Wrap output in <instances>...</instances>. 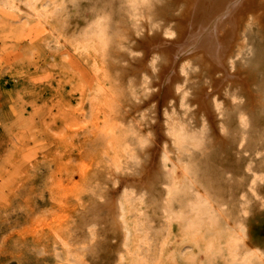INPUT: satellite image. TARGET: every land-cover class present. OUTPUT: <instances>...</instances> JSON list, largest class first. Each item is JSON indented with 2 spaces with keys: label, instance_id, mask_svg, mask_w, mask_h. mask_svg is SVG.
<instances>
[{
  "label": "rangeland",
  "instance_id": "obj_1",
  "mask_svg": "<svg viewBox=\"0 0 264 264\" xmlns=\"http://www.w3.org/2000/svg\"><path fill=\"white\" fill-rule=\"evenodd\" d=\"M181 1L0 0V264H264V76H258L264 75V61L246 65V55L237 62L233 70L242 67L247 75L253 71L249 83L253 87L236 83L228 92L213 90V75L194 63L188 74L178 71L181 89L173 91L177 111L173 106L164 111L168 102L151 97L157 78L141 47L146 36L157 33L170 42L180 38ZM167 12L175 14L173 19ZM176 12L180 16L175 17ZM16 17H29V26L23 19L7 21ZM173 21L178 27H173ZM171 31L174 35L166 36ZM140 57L147 59L143 71ZM194 68L200 73L205 70L195 74ZM145 70L152 76L147 81ZM203 89L214 94L209 97L210 114L206 112L210 116H204L206 125L195 99ZM186 96L195 99L193 104ZM187 162L197 167L196 183L183 181L182 167ZM143 169L156 170L160 182L154 181L155 187L148 186L150 181L137 182ZM165 176L176 178L177 183H164L169 179ZM137 183L146 184L145 191L135 187ZM109 197L116 199V203L112 200L116 209L107 211V216L98 209ZM197 204L204 205V211L195 208ZM101 214L104 217L99 219Z\"/></svg>",
  "mask_w": 264,
  "mask_h": 264
},
{
  "label": "bare ground",
  "instance_id": "obj_2",
  "mask_svg": "<svg viewBox=\"0 0 264 264\" xmlns=\"http://www.w3.org/2000/svg\"><path fill=\"white\" fill-rule=\"evenodd\" d=\"M169 2V1H168ZM172 2H176V1H171L170 3H172ZM178 3H180V0H179V2ZM177 3V4H178ZM43 4V3H42ZM161 4V3H160ZM177 4H175L176 6H178ZM22 5V4H21ZM164 4H162V6H163ZM165 5H166V2H165ZM168 3H167V7H168ZM20 6V5H19ZM160 6V5H159ZM169 6H171V5H169ZM173 6H174V4H173ZM181 6V7H180ZM179 7L182 9V12H181V16L180 15H177V12H176V15L177 16H175V17H178V16H180L179 18H178V20H179V22H182V24H183V27L182 28H184L183 30H181L182 32H181V35H180V38L179 39H177V41H169L167 38H164V37H158L157 35L159 34V33H157V35L156 36H152V37H150V36H146V38L144 39V41H142V44L145 46H142L141 48H145V58H147V56H148V62L147 63H149V65H148V67L151 69V71H152V73H153V77L155 76L157 79V89H156V92H154V94H153V96H151V97H153V99H155V98H157L159 101H162V102H164L165 104H166V102H168V104L169 105H165V106H163V108H164V111L168 108V106H170V107H172L173 106V104H175L174 103V93H173V91L174 92H177V91H179L180 89H181V87H180V84H179V81H178V78L180 77L178 74H179V72L181 73V74H184V75H186V74H188V71L190 70L189 68H192V66L194 65V63L196 64V63H199L201 66H203L205 69H206V71H208V75L209 74H211V75H213V78H210V79H213L212 80V82H213V90H219V89H221V88H225L224 90H227L229 87H231L232 88V86H234L236 83L237 84H239V87H240V85L242 84L243 86H245V88L247 87V85L251 82V75L250 74H252V72L250 73V71H249V74L247 75L245 72H247L248 70H245L244 72L241 70L242 69V67H241V69H240V67L238 68V69H236V70H233L234 68V66L237 64V62H240L241 63V61L240 60H244L245 58H246V55H247V57L249 58L246 62H245V64L246 63H249V62H256V64L258 65V63L260 62H262V61H264V0H182L181 1V5H180ZM175 7V6H174ZM165 8V7H164ZM169 8V7H168ZM167 8V9H168ZM147 9V8H146ZM173 9V8H172ZM177 9V8H176ZM26 10V9H25ZM156 10V9H155ZM161 10V9H160ZM159 10V11H160ZM166 10V9H165ZM31 11V10H30ZM145 11H147V10H145ZM158 10L156 11V12H159ZM169 11V10H168ZM171 11V10H170ZM164 11H162V13H163ZM171 12H174V11H171ZM171 12H169L170 13V16L169 17H172V19H173V16L175 15H173L172 16V14H171ZM147 13V12H146ZM154 13V12H153ZM165 13H166V11H165ZM164 13V14H165ZM168 13V12H167ZM169 13H168V15H169ZM179 13H180V10H179ZM34 15V14H33ZM166 15V14H165ZM165 15H163V16H165ZM150 16V15H149ZM159 16V15H158ZM162 15H160V17H161ZM23 17V16H22ZM22 17H16V18H13V19H10V20H7V21H20V20H22L23 19V21H25L24 23L25 24H30V20L28 19V18H22ZM27 17V16H26ZM142 17V16H141ZM145 17H146V14H145ZM152 17H153V15H152ZM154 17H155V15H154ZM156 17H157V15H156ZM156 17H155V19H156ZM166 17H168L167 15H166ZM165 17V18H166ZM30 19H32V18H30ZM120 19H122V18H120ZM158 19H161V18H158ZM164 19V18H163ZM122 20H124V18L122 19ZM164 20H166V19H164ZM170 21H172L171 19H169ZM175 20V19H174ZM176 21V20H175ZM175 21H173L174 22V24L177 22H175ZM39 22V21H38ZM146 22V21H145ZM162 22V21H161ZM166 22V21H165ZM178 22V23H179ZM122 23V22H121ZM120 23V24H121ZM29 24H28V26H29ZM141 24H142V22H141ZM173 24V25H174ZM37 25V24H36ZM176 25V24H175ZM173 26V27H178V24L176 25V26ZM166 27V26H165ZM170 28L169 29H172V26H169ZM152 29H154V28H152ZM159 29H160V27H159ZM173 29H175V28H173ZM177 29V28H176ZM175 29V30H176ZM147 30H149V29H147ZM162 30H163V28H162ZM167 30V29H166ZM154 31V30H153ZM159 31V30H158ZM165 31V30H164ZM174 31V30H173ZM173 31H171V32H165V34H166V36H173L174 35V32ZM137 32H138V30H137ZM143 32H144V30H143ZM147 32V31H146ZM149 32H152L151 30L149 31ZM157 32V31H156ZM160 32H161V29H160ZM54 33V32H53ZM141 34H143V33H141ZM153 34V33H152ZM154 34H156V33H154ZM122 35V34H121ZM144 35V34H143ZM124 37H125V35H123ZM141 37V35H139L138 34V37ZM127 37V36H126ZM129 38V37H128ZM116 39V38H115ZM121 39H122V37H121ZM125 40V39H124ZM122 41H123V39H122ZM141 43V42H140ZM139 43V44H140ZM114 44V43H113ZM133 44V43H132ZM135 45V44H134ZM141 46V45H140ZM123 48V47H122ZM125 48V47H124ZM132 49H133V47H131ZM134 48H137V46L136 47H134ZM140 48V47H139ZM118 49V48H117ZM131 49V50H132ZM115 51V50H114ZM113 51V52H114ZM119 51H120V49H119ZM127 51V50H126ZM135 51H136V49H135ZM134 52V51H133ZM144 54V53H143ZM137 55V54H136ZM143 56H142V58H143ZM120 58L122 57V55L121 56H119ZM124 57V56H123ZM141 57L139 58V62H140V65H141V67H139V68H141V70H142V68L143 69H146L145 68V61L147 60V59H142ZM123 59V58H122ZM247 59V58H246ZM118 60H120V59H118ZM124 60H125V58H124ZM161 60V61H160ZM115 61H117V60H115ZM121 61V60H120ZM127 61V60H126ZM160 61V63H158ZM138 62V63H139ZM119 63V62H118ZM239 63V64H240ZM252 63V64H253ZM243 64V63H242ZM245 64H243L244 65V67L245 68H248L249 70H250V68L249 67H246L245 66ZM256 64H253V65H256ZM112 66L111 67H114L115 65L114 64H111ZM114 65V66H113ZM241 65V64H240ZM243 65H241V66H243ZM247 65V64H246ZM253 65H251V66H253ZM256 65V66H257ZM139 66V65H138ZM198 66V65H197ZM196 66V67H197ZM237 66V65H236ZM235 66V67H236ZM249 66H250V64H249ZM255 66V67H256ZM117 67V66H116ZM126 67V66H125ZM200 67V66H199ZM199 67H197V68H199ZM238 67V66H237ZM243 67V68H244ZM118 68V67H117ZM121 68V67H120ZM197 68H194V71L193 72H195L196 71V69ZM203 68V70H202V72H204V69ZM244 68V69H245ZM252 68H254V67H252ZM119 69V68H118ZM134 69V68H133ZM200 69H201V67H200ZM115 70H117L116 68H115ZM121 70V69H120ZM141 70H139V71H141ZM112 71V70H111ZM129 71V70H128ZM143 71V70H142ZM150 71V70H149ZM148 71V72H149ZM179 71V72H178ZM198 71H199V69H198ZM198 71H196V72H198ZM256 71V70H255ZM259 70H257V72H258ZM262 71V70H261ZM260 71V72H261ZM118 73H119V71H117ZM137 72H138V70H137ZM145 72H147L146 70L144 71V75H143V79L144 80H146L147 81V78H148V76L150 75V73H148L149 75H147ZM195 72V74H197ZM201 72V73H202ZM114 73H115V71H114ZM124 73H126V72H124ZM131 73H132V71H131ZM135 73V72H134ZM134 73L132 74V75H134ZM141 73V72H140ZM190 73H191V71H190ZM200 72H198V74H199ZM200 73V74H201ZM262 73V72H261ZM138 74H139V72H138ZM204 74V73H203ZM202 74V77L203 76H206V74H204L203 75ZM257 74V73H256ZM123 75V74H122ZM136 75V74H135ZM142 75V74H141ZM125 76L127 77L128 75L127 74H125ZM129 76L131 77V75H130V73H129ZM189 76V75H188ZM248 76H250V77H248ZM258 76H264V75H258ZM122 77H124V75L122 76ZM129 77V78H130ZM134 76H132V78H133ZM136 77H138V76H136ZM135 77V78H136ZM149 77H152V76H149ZM255 77V76H254ZM131 78V79H132ZM140 78V77H139ZM192 78H193V76H192ZM204 78V77H203ZM207 78L209 79V77H206L205 79L207 80ZM92 79V78H91ZM136 79H138V78H136ZM154 79V78H153ZM180 79V78H179ZM198 79V78H197ZM196 79V80H197ZM205 79H204V81H205ZM262 79H264V77L262 78ZM155 80V79H154ZM180 80H182V76H181V79ZM184 80H185V77H184ZM187 81H188V79H186ZM190 80V79H189ZM202 80V79H201ZM257 80H258V78H257ZM259 80H261L260 79V77H259ZM151 81H153L152 79H151ZM191 81H192V83H194L193 81H195V77H194V79L192 80L191 79ZM190 81V82H191ZM199 81V80H198ZM211 81V80H210ZM209 81V82H210ZM90 82V81H89ZM115 82H116V80H115ZM184 82V81H183ZM205 82H207V81H205ZM258 82V81H257ZM257 82H255V87H256V83ZM88 83V82H87ZM134 84H135V82H133ZM181 83V82H180ZM199 83V82H198ZM183 84V83H182ZM196 82H195V86H196ZM153 85H156V84H154L153 83ZM152 85V86H153ZM199 85V84H198ZM197 85V86H198ZM210 85V84H209ZM133 86V85H132ZM131 86V87H132ZM146 86V85H145ZM151 86V85H150ZM194 86V87H195ZM211 86V85H210ZM209 86V87H210ZM146 87H148V86H146ZM154 87H156V86H153V88ZM206 87V86H205ZM212 87H210L211 89H212ZM239 87L237 86V88L239 89ZM248 87H250V84H249V86ZM253 87V86H252ZM252 87H250V88H252ZM129 88V87H128ZM174 88V90H172ZM188 88H189V86H188ZM197 88V87H196ZM209 88V89H210ZM230 88V89H231ZM234 88V87H233ZM236 88V87H235ZM244 88V87H243ZM243 88H242V90H243ZM245 88H244V90H245ZM190 89V88H189ZM192 89V88H191ZM200 89V88H199ZM210 89V90H211ZM246 89H249V88H246ZM255 89V88H254ZM118 90V89H117ZM148 90H149V88H148ZM151 90V89H150ZM150 90H149V92H150ZM155 90V89H154ZM196 90V89H195ZM210 90L209 91H207V89H203V90H201V91H199V94H197V95H195L194 97H195V99H196V101H198V110L199 111H201L202 110V119H203V121L205 120V118H204V116H206V115H209L210 114V111H209V107H208V102H209V97H211L210 95H211V93L212 92H210ZM223 90V89H222ZM234 90V89H233ZM237 89H235L234 91L237 93V91H236ZM241 90V89H240ZM251 90V89H250ZM253 90V89H252ZM125 91H127V90H125ZM191 91V90H190ZM189 91V92H190ZM152 92V91H151ZM181 92V91H180ZM191 92H193L194 93V91H191ZM214 92V91H213ZM219 92V91H218ZM227 92H228V90H227ZM230 92V91H229ZM243 93H244V91H242ZM109 93V92H108ZM192 93V94H193ZM196 93V92H195ZM216 93V92H215ZM225 93V92H224ZM234 93V92H233ZM239 94H236V95H239L240 96V92H238ZM250 93V92H249ZM179 94V93H178ZM247 95H248V93H246ZM118 95V94H117ZM189 95L191 96V94L189 93ZM212 95H214L213 93H212ZM221 95H222V93H221ZM230 95V94H229ZM234 95H235V93H234ZM132 96V95H131ZM134 96V95H133ZM140 96V95H139ZM190 96L188 97V96H186V97H188V98H190ZM215 96H217V94H215ZM223 96H224V94H223ZM226 96V95H225ZM225 96H224V98H225ZM138 97V96H137ZM136 96H134V98H137ZM178 97L180 98L181 96H179L178 95ZM218 97V96H217ZM234 97V96H233ZM241 97H242V99H244L243 98V95H241ZM241 97H239V98H241ZM226 98H228V97H226ZM138 99V98H137ZM153 99H152V101H153ZM183 99V98H182ZM186 99V98H185ZM195 99H189V100H191L190 102L192 103V100H195ZM219 99V98H218ZM221 99V98H220ZM235 98H233V100H234ZM246 99H247V97H246ZM139 100V99H138ZM149 100H151V98L149 99ZM188 100V99H187ZM213 100V99H212ZM240 101V99H237V101H235L234 100V102H237V104H238V102ZM140 101V100H139ZM215 101V100H214ZM250 101V100H249ZM86 102V101H85ZM122 102V101H121ZM124 102V101H123ZM122 102V103H123ZM129 103H131L130 101H128ZM141 102V101H140ZM181 102V101H180ZM195 102V101H194ZM218 102V101H217ZM233 101H232V103H234ZM240 102H243V101H240ZM247 102V101H246ZM87 103V102H86ZM134 103V102H133ZM147 103V102H146ZM150 103V101H148V103L147 104H149ZM176 103H177V101H176ZM190 103V104H191ZM197 103V102H196ZM222 103V100L220 101V103L219 104H221ZM231 103V102H230ZM256 103V102H255ZM119 104V103H118ZM136 104V103H135ZM135 104H133V106H136L137 104H139V102L135 105ZM143 104H144V102H143ZM142 104V105H143ZM150 104H152V103H150ZM189 103H188V106L190 105ZM193 104V103H192ZM191 104V105H192ZM214 104V103H213ZM224 104V103H223ZM236 104V105H237ZM243 104H244V102H243ZM243 104H241L243 107L245 106V105H243ZM245 104H247V103H245ZM85 105V104H84ZM87 105V104H86ZM154 104H152V106H153ZM195 105V104H194ZM225 105V104H224ZM223 105V106H224ZM230 105V104H229ZM234 105H235V103H234ZM240 105V104H239ZM132 106V105H131ZM132 106V107H133ZM179 106V105H178ZM187 106V107H188ZM210 106V105H209ZM231 106V105H230ZM241 106V107H242ZM129 107V106H128ZM143 107V106H142ZM174 107L175 106H173V109H174ZM195 107H196V105H195ZM232 107H233V105H232ZM240 107V108H241ZM256 107V106H255ZM254 107V108H255ZM135 108V107H134ZM134 108H132V109H134ZM180 108V107H179ZM182 108V107H181ZM191 108V107H190ZM193 108V107H192ZM221 108H223V107H221ZM225 109H226V107H224ZM251 108V107H250ZM132 109H130V111L132 112ZM143 109V108H142ZM141 109V110H142ZM145 109V108H144ZM194 109V108H193ZM244 109H245V107H244ZM125 110V109H124ZM137 110V109H136ZM140 109H138V112H140L139 111ZM174 110H176V108L174 109ZM223 110V109H222ZM248 110V109H247ZM246 110V111H247ZM250 110V109H249ZM129 111V110H128ZM135 110H133V112H134ZM144 111V110H143ZM146 111L147 112H149V110H147L146 109ZM168 111V110H167ZM166 111V112H167ZM177 111V110H176ZM192 111V110H191ZM196 111V110H195ZM194 111V112H195ZM205 112V114H204V112ZM241 111H242V109H241ZM136 112V111H135ZM135 112H134V114H135ZM145 112V111H144ZM187 112H188V110H187ZM193 112V111H192ZM206 112H209V114L207 113L206 114ZM245 112V111H244ZM250 112H252V111H248V113H250ZM127 113V112H126ZM143 113V112H142ZM141 113V114H142ZM218 113H220V112H218ZM243 113V112H242ZM253 113V112H252ZM124 114V113H123ZM122 114V115H123ZM137 114V113H136ZM169 114H170V112H169ZM177 114V113H176ZM183 114V113H182ZM181 114V115H182ZM117 115V114H116ZM119 115V114H118ZM150 115V114H149ZM194 115H195V113H194ZM216 115V114H215ZM221 115V114H220ZM246 115V114H245ZM248 115V114H247ZM121 116V115H120ZM128 116V115H127ZM130 116V115H129ZM190 116V115H189ZM191 116H192V114H191ZM190 116V118H192ZM200 115H198L197 117H199ZM210 116V115H209ZM240 116H242L241 118H242V120L243 121H245V118L243 117V115H240ZM110 117V116H109ZM108 117V118H109ZM137 117H139V116H137ZM142 117V116H141ZM143 117H144V115H143ZM150 117V116H149ZM184 117V116H183ZM222 116H220V118H221ZM118 118V117H117ZM144 118H147V117H144ZM144 118H142V119H144ZM151 118H153V117H151ZM150 118V119H151ZM189 118V119H190ZM194 118V117H193ZM200 118V117H199ZM219 118V117H218ZM234 118V117H233ZM248 118V117H247ZM115 119H116V117H115ZM131 119V118H130ZM149 119V118H148ZM202 119H201V121H202ZM208 119V118H207ZM206 119V120H207ZM210 119V118H209ZM222 119V118H221ZM225 119H227V118H225ZM123 120H125V119H123ZM198 120V119H197ZM112 121H114V120H112ZM128 121V120H127ZM135 121V120H134ZM142 121H144V120H142ZM190 121H192L191 119H190ZM194 121V120H193ZM199 121H200V119H199ZM200 121V122H201ZM210 121V120H209ZM146 122V121H145ZM148 122V121H147ZM205 122V121H204ZM210 122H212V121H210ZM127 124V123H126ZM145 124H147V123H145ZM152 124V123H151ZM158 124V123H157ZM198 124V123H197ZM207 124H208V122H207ZM218 124V123H217ZM222 124V123H221ZM136 125L138 126V127H140L141 126V123L140 122H136ZM156 125V124H155ZM179 125V124H178ZM194 125V124H193ZM201 125V123L200 124H198V126H200ZM205 125H206V122H205ZM124 126V125H123ZM148 126H150V125H148ZM212 126V125H211ZM224 126V125H223ZM151 127V126H150ZM164 127H165V125H164ZM208 127V126H207ZM218 127H220L219 125H218ZM152 128H153V126H152ZM203 128V127H202ZM213 128V127H212ZM70 129V128H69ZM71 129H73V128H71ZM151 129V128H150ZM208 129H210L209 127H208ZM208 129L206 130L207 132H208ZM143 130V129H142ZM192 130H193V128H192ZM205 130V129H204ZM144 131V130H143ZM218 131V130H217ZM206 132V133H207ZM210 132H211V130H210ZM205 133V134H206ZM146 134V133H145ZM165 134V133H164ZM209 134V133H208ZM212 134V133H211ZM211 134L209 135L210 137H212L211 136ZM224 134V133H223ZM227 134V133H226ZM246 134V133H245ZM97 135V134H96ZM229 135V134H228ZM172 136V135H171ZM146 137V136H145ZM156 137V136H155ZM168 137V136H167ZM222 137V136H221ZM204 138V137H203ZM227 138V137H226ZM231 139H233L232 137H230ZM209 139V138H208ZM215 139V138H214ZM220 139V138H219ZM218 139V140H219ZM89 140V139H88ZM92 140H94V139H92ZM173 140V139H172ZM176 140V139H175ZM174 140V141H175ZM205 140H206V138H205ZM212 140V139H211ZM230 140V139H229ZM154 141V140H153ZM171 141V140H170ZM220 141V140H219ZM85 142H87L88 143V141H85ZM135 142V141H134ZM152 142V141H151ZM165 142V141H164ZM230 142V141H229ZM93 143H95V142H93ZM238 143V142H237ZM164 144V143H163ZM217 144V143H216ZM227 144H228V142H227ZM233 144V143H232ZM88 145V144H87ZM98 144L96 143V145H95V147L97 146ZM136 145V144H135ZM151 145V144H150ZM165 145H166V142H165ZM226 145V144H225ZM225 145H224V147H225ZM161 146V145H160ZM167 146V145H166ZM172 146V145H171ZM216 146V145H215ZM214 146V147H215ZM88 147H90V146H88ZM135 147V146H134ZM136 147H137V145H136ZM135 147V148H136ZM174 147V146H173ZM228 147L230 148V145H228ZM84 148V147H83ZM146 148V147H145ZM154 148H156L155 146H154ZM153 148V149H154ZM166 148H168V147H166ZM175 148H176V146H175ZM218 148V147H217ZM223 148V147H222ZM90 150H91V148H89ZM144 149V148H143ZM200 149V148H199ZM213 149V148H212ZM223 149H226V148H223ZM137 150V149H136ZM140 150H142L141 148H140ZM160 150H162V149H160ZM232 150V149H231ZM155 151V150H154ZM153 151V152H154ZM163 151V150H162ZM170 151V150H169ZM175 151V150H174ZM205 151V150H204ZM217 151V150H216ZM236 151V150H235ZM238 151V150H237ZM240 151V150H239ZM56 152V151H55ZM139 152H141V151H139ZM171 152V151H170ZM206 152V151H205ZM217 152H219V151H217ZM221 152V151H220ZM262 152V151H261ZM70 153V152H69ZM145 153V152H144ZM143 153V151H142V153L141 154H144ZM147 153V152H146ZM145 153V154H146ZM149 153V152H148ZM222 153V152H221ZM240 153V152H239ZM258 153H260V152H258ZM87 154V153H86ZM153 154V153H152ZM167 154V153H166ZM206 154H208V153H206ZM148 155V154H147ZM174 155V154H173ZM175 155H177V154H175ZM179 155V154H178ZM177 155V156H178ZM238 155V154H237ZM86 156V155H85ZM160 156V154L158 155V157ZM219 156V155H218ZM221 156H223V155H221ZM137 157V156H136ZM146 158H147V156H145ZM224 157V156H223ZM70 158V157H69ZM73 158V157H72ZM86 158V157H85ZM250 158V157H249ZM158 159V158H157ZM156 159V160H157ZM159 159H160V157H159ZM170 160V159H169ZM139 161H140V159H139ZM142 161V160H141ZM157 161H159V163H160V160H157ZM156 161V162H157ZM208 161V160H207ZM225 161V160H224ZM251 161V160H250ZM88 162V161H87ZM152 162H153V160H152ZM226 162V161H225ZM144 163V162H143ZM158 162L156 163V165H158L159 164ZM248 163H250V162H248ZM142 164V163H141ZM141 164H140V166H141ZM151 164V163H150ZM149 164V165H150ZM131 165V164H130ZM143 165V164H142ZM146 165V164H145ZM204 165V164H203ZM151 166V165H150ZM248 166V165H247ZM97 167V166H96ZM111 167V166H110ZM113 167V166H112ZM135 167H137V166H135ZM134 167V168H135ZM139 167V166H138ZM137 167V168H138ZM95 168V167H94ZM136 168V169H137ZM92 169H93V167H92ZM97 169V168H96ZM96 169L94 170V171H96ZM103 169V168H102ZM136 169H133L134 171L136 170ZM155 169H157L156 167H155ZM224 169V168H223ZM228 169V168H227ZM250 170H253V169H251V168H249ZM124 170H126V169H124ZM132 170V171H133ZM153 170V171H152ZM179 170V169H178ZM177 170V171H178ZM250 170H248V171H250ZM91 171H93V170H91ZM94 171H93V174H94ZM100 171V170H99ZM224 171V170H223ZM62 172V171H61ZM102 172H103V170H102ZM116 172V171H115ZM135 172H137V170L135 171ZM158 172V171H157ZM226 172V171H225ZM228 172V171H227ZM246 172H247V170H246ZM58 173V172H57ZM109 173V172H108ZM113 173V172H112ZM139 173V172H138ZM142 173V176H141V178L140 177H138V178H140V179H138L137 177V182H140V183H149V181H150V184H148V186L149 185H152V183L154 182V181H156L157 180V178H158V176H157V173H156V170H154V169H151V170H149V169H145V171H144V169H143V172H141ZM253 173V172H252ZM259 173V172H258ZM92 174V175H93ZM99 174H100V172H99ZM114 174V173H113ZM118 174V173H117ZM140 174V173H139ZM138 174V175H139ZM160 174L162 175V173H161V171H160ZM198 170H197V167L191 162L190 164H189V162H187L186 164H184L183 165V167H182V175H183V177H184V179L185 180H183L184 181V183H196V181H197V179H198ZM229 174L231 175V173L229 172ZM228 174V175H229ZM98 175V174H97ZM102 175V174H101ZM112 175V174H111ZM159 175V174H158ZM160 175V176H161ZM229 175V176H230ZM96 175H94V177H95ZM99 176V175H98ZM115 176H117V175H115ZM134 176V175H133ZM136 176V175H135ZM140 176V175H139ZM168 176V175H167ZM232 176V175H231ZM255 176V175H254ZM253 176V177H254ZM97 177V176H96ZM90 178V177H89ZM114 178V177H113ZM116 178H119V177H116ZM132 178V177H131ZM134 178V177H133ZM161 178V177H160ZM165 178L166 179H168L169 177H166L165 176ZM97 179V178H96ZM135 179V178H134ZM231 179V178H230ZM97 180H99V179H97ZM96 180V181H97ZM120 180V179H119ZM124 180H125V178H124ZM143 180V182H141ZM159 180V179H158ZM157 180V181H158ZM123 180L121 179V182H122ZM186 181V182H185ZM100 182V181H99ZM126 182V181H125ZM133 182V185H131L132 183H130V185L131 186H133L134 187V185H136V184H134V183H136L135 181H132ZM159 182H160V180H159ZM102 183L104 184V180L102 181ZM101 183V184H102ZM105 183H107V182H105ZM139 183V184H140ZM155 183V182H154ZM153 183V184H154ZM164 183H177V180H176V178H169L168 179V181L167 182H164ZM253 183V182H252ZM96 185H97V182L95 183ZM125 184V183H124ZM138 183H137V186H135V187H137V188H140V186L141 185H139ZM146 184L145 185H142V186H145V187H147L146 186ZM72 185V184H71ZM99 185H100V183H99ZM98 185V187H100ZM139 185V186H138ZM102 186H105V185H101V187ZM126 186V185H125ZM142 186H141V188H142ZM175 186V185H174ZM68 187V185L66 186V188ZM97 187V186H96ZM124 187V186H123ZM123 187H122V189H123ZM150 187H152V186H150ZM154 187H155V184H154ZM176 187V186H175ZM191 187V186H190ZM229 187V186H228ZM72 188V187H71ZM75 188V187H74ZM73 188V189H74ZM105 188H106V186H105ZM112 188H114V187H112ZM140 188V189H141ZM134 189V188H133ZM143 189V188H142ZM151 189H153V187L151 188ZM155 189V188H154ZM63 190V189H62ZM97 190V189H96ZM95 189H94V191H96ZM110 190V189H109ZM115 190V189H114ZM144 190V189H143ZM143 190H142V192H143ZM147 190V189H146ZM253 190V189H252ZM94 191H91V192H94ZM141 191V190H140ZM145 191V190H144ZM149 191L150 190H148V193H149ZM110 193H112L111 191H109ZM115 192H116V190H115ZM134 192V191H133ZM138 192V191H137ZM247 192V191H246ZM257 192V191H256ZM255 192V193H256ZM90 193V192H89ZM245 193V192H244ZM92 194V193H91ZM94 194V193H93ZM92 194V196H94ZM113 194V193H112ZM254 194V193H253ZM252 194V195H253ZM96 195V194H95ZM127 195V194H126ZM147 195V194H146ZM149 195V194H148ZM147 195V196H148ZM92 196H91V198H92ZM111 196H113V195H111ZM110 196V197H111ZM120 196V195H119ZM244 195H242V197H243ZM255 196V195H254ZM253 196V197H254ZM109 197V201H105L106 203H104L103 201H101V202H103L104 203V205L103 204H101V205H103V207H104V209H106V211L104 210V209H98V208H96V207H94L95 209H98V210H102V211H104L105 213L108 211V212H111L112 211V209H114L115 208V204L113 203V201L115 202V200H114V197H112V199ZM259 197V196H258ZM72 198V197H71ZM70 198V199H71ZM96 198V197H95ZM116 198V197H115ZM255 198V197H254ZM93 199V198H92ZM118 199V198H117ZM152 199V198H151ZM193 199V198H192ZM205 199H207V201H208V197H206ZM107 200H108V198H107ZM113 200V201H112ZM260 200H261V198H260ZM195 201H197V200H195ZM250 201V200H249ZM259 201V200H258ZM245 202V201H244ZM116 203V202H115ZM249 203H251V202H249ZM94 204V203H93ZM132 204V203H131ZM224 204V203H223ZM238 204H240V203H238ZM247 204V203H246ZM94 205H96V204H94ZM263 205V204H262ZM93 206V205H92ZM91 206V207H92ZM97 206V205H96ZM99 206V207H100ZM226 206V205H225ZM250 206V205H249ZM253 206V205H252ZM54 208H56V207H54ZM60 208V207H59ZM94 208H92L93 209V211H94ZM192 208V207H191ZM195 208H197L198 210H203L204 211V205H201V204H197V205H195ZM57 209V208H56ZM116 209V208H115ZM194 209V208H193ZM61 210H63V209H61ZM61 210H59V211H61ZM89 210V209H88ZM209 210V209H208ZM207 210V211H208ZM244 210V209H243ZM242 210V211H243ZM86 211V210H85ZM90 211V210H89ZM163 211V210H162ZM227 211V210H226ZM250 211H251V209H250ZM255 211V210H254ZM74 213H75V211H73ZM80 212V211H79ZM82 212V211H81ZM80 212V213H81ZM96 212V211H95ZM98 212V211H97ZM100 212V211H99ZM103 212V213H104ZM113 212H114V210H113ZM117 212V211H116ZM218 212H219V210H218ZM241 212V211H240ZM102 213V212H101ZM115 213V212H114ZM84 214V213H83ZM88 214V213H87ZM107 214V213H106ZM116 214V213H115ZM204 214V213H203ZM202 214V215H203ZM207 214V213H206ZM80 215V214H79ZM79 215L77 216V217H79ZM222 215V214H221ZM244 215H245V213H244ZM101 216H102V214H101ZM100 216V217H101ZM106 216V215H105ZM107 216H108V214H107ZM113 216H115L114 214H113ZM196 216V215H195ZM208 216V215H207ZM77 217H75L76 219H77ZM91 217V216H90ZM104 217V215L101 217V218H99V219H102ZM83 218V217H82ZM92 218V217H91ZM116 218V217H115ZM223 218H225V217H223ZM74 219V218H73ZM106 219V218H105ZM163 219V218H162ZM208 219H210V218H208ZM59 220V219H58ZM109 220H111V218L109 219ZM101 220H99V222H100ZM103 221V220H102ZM101 221V222H102ZM105 221V220H104ZM209 221V220H208ZM92 223H93V221H92ZM91 222H89L88 224H92ZM97 223V222H96ZM116 223H117V221H116ZM190 223V222H189ZM207 223V222H206ZM77 223H76V220H75V225H76ZM88 224H87V227H88ZM102 224V223H101ZM100 224V225H101ZM242 224V223H241ZM53 225V224H52ZM51 225V226H52ZM73 225V224H72ZM79 225V224H78ZM86 225V224H85ZM77 226V225H76ZM80 226V225H79ZM116 226V225H115ZM120 226V225H119ZM235 226V225H234ZM73 227H74V225H73ZM95 227H97V225H95ZM124 227V226H123ZM51 228V227H50ZM69 228V227H68ZM83 228H84V226H83ZM86 228V227H85ZM232 228H233V226H232ZM242 228V227H241ZM94 229V228H93ZM108 229V228H107ZM120 229V228H119ZM235 229V228H234ZM127 230V229H126ZM146 230V229H145ZM235 230H237V229H235ZM82 231V230H81ZM92 231V230H91ZM94 231V230H93ZM98 231H100V230H98ZM116 231H117V229H116ZM120 231H121V229H120ZM69 232V231H68ZM77 232V231H76ZM111 232V231H110ZM79 233V232H78ZM86 233V232H85ZM239 233V232H238ZM72 235H74L73 233H71ZM82 234L84 235V233L82 232ZM106 234V233H105ZM55 235H57V234H55ZM80 235V234H79ZM104 235V234H103ZM107 235V234H106ZM105 235V236H106ZM122 235V234H121ZM127 235H128V233H127ZM75 236V235H74ZM85 236V235H84ZM55 237V236H54ZM81 237H83V236H81ZM89 237V236H88ZM122 237V236H121ZM72 238V237H71ZM71 238H69V239H71ZM74 238V237H73ZM79 239H80V236L78 237ZM77 238V240H75L74 242H78L79 241V239ZM88 239V238H87ZM97 238H94L93 240L95 241ZM115 239V238H114ZM158 239V238H157ZM64 240V239H63ZM81 241H82V239H80ZM85 241H86V239H84ZM118 240V239H117ZM116 240V241H117ZM120 240V239H119ZM72 241H73V239H72ZM71 241V242H72ZM97 241V240H96ZM109 241V240H108ZM121 241V240H120ZM120 241H117V242H119L120 243ZM125 241V240H124ZM126 241H128V240H126ZM84 242V241H83ZM99 242V241H98ZM113 242V241H112ZM122 242V241H121ZM99 243H101V242H99ZM105 243H106V240H105ZM118 243V244H119ZM126 243V242H125ZM139 243V242H138ZM155 243V242H154ZM153 243V244H154ZM72 244V243H71ZM107 244H108V242H107ZM107 244H105V245H107ZM102 244H100V245H98L99 247L101 246ZM116 245H117V243H116ZM155 245V244H154ZM95 246V245H94ZM108 246V245H107ZM106 246V247H107ZM113 246H115V245H113ZM118 247H120L119 245H117ZM145 246V245H144ZM143 246V247H144ZM186 246V245H185ZM96 247H97V245L94 247V249L95 250H97V249H99L98 247H97V249H96ZM105 247V246H104ZM105 247V248H106ZM116 247V246H115ZM188 247H190V246H187V248ZM74 247H72V249H73ZM113 248V247H112ZM124 247H122V249H123ZM137 248V247H136ZM90 249V248H89ZM88 249V250H89ZM92 249V248H91ZM90 249V250H91ZM108 249H110V248H108ZM114 250L113 251H115V249L116 248H113ZM181 249H183V247L182 248H180V251H181ZM71 250V249H70ZM78 250V249H77ZM99 250H101V248L99 249ZM98 250V251H99ZM107 250V249H106ZM119 250V249H118ZM185 250V249H184ZM85 251V250H84ZM87 251V250H86ZM103 251H105V249L103 248ZM102 251V252H103ZM116 251H117V249H116ZM79 252V251H78ZM89 252V251H88ZM86 253L87 255H89L90 253ZM91 252V251H90ZM93 252V251H92ZM95 252V251H94ZM97 252V251H96ZM106 252V251H105ZM129 252V251H128ZM139 252H140V249H139ZM183 252V251H182ZM98 253V252H97ZM107 253V252H106ZM86 254H84V256H83V258H85V255ZM108 254H109V252H108ZM111 254V253H110ZM86 255V256H87ZM94 255H96V253L94 254ZM93 255V256H94ZM98 255V254H97ZM115 256V255H114ZM160 256V255H159ZM90 257H92V255L90 254ZM97 257V256H96ZM98 257L99 258H101L100 260H102V257H101V255L99 256L98 255ZM113 257V256H112ZM117 257V256H116ZM87 258H89V257H87ZM86 258V259H87ZM95 258V257H94ZM93 258V259H94ZM92 259V258H91ZM90 259V261H92ZM97 259V258H96ZM95 259V260H96ZM112 259V258H111ZM116 259H118V257L116 258ZM121 259V258H120ZM83 260V259H82ZM94 260V261H95ZM114 260V259H113ZM112 260V261H113ZM119 260V259H118ZM147 260H148V258H147ZM89 261V260H88ZM94 261H93V263H94ZM97 261L98 260H96V263H97ZM111 261V260H110ZM112 261H111V263H112ZM117 261V260H116ZM115 261V262H116ZM263 261V260H262ZM80 262V261H79ZM78 262V263H79ZM108 262V261H107ZM87 263V262H86ZM91 263V262H90ZM89 263V264H90ZM99 263V262H98ZM103 264H106V263H104V262H102ZM101 263V264H102ZM74 264H76V263H74ZM92 264V263H91ZM95 264V263H94ZM100 264V263H99ZM109 264H110V262H109ZM113 264V263H112Z\"/></svg>",
  "mask_w": 264,
  "mask_h": 264
}]
</instances>
